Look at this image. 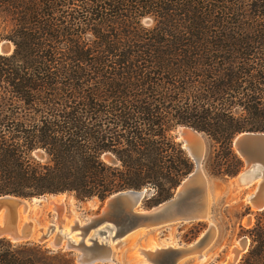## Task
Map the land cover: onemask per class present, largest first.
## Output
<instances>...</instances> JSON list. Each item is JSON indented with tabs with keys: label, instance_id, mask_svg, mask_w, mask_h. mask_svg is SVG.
<instances>
[{
	"label": "trees",
	"instance_id": "obj_1",
	"mask_svg": "<svg viewBox=\"0 0 264 264\" xmlns=\"http://www.w3.org/2000/svg\"><path fill=\"white\" fill-rule=\"evenodd\" d=\"M2 42L0 196L145 188L149 208L194 169L178 127L206 137L202 168L220 179L242 168L234 138L264 133V0H0ZM252 231L246 264H264ZM0 264L75 262L1 238Z\"/></svg>",
	"mask_w": 264,
	"mask_h": 264
},
{
	"label": "water",
	"instance_id": "obj_2",
	"mask_svg": "<svg viewBox=\"0 0 264 264\" xmlns=\"http://www.w3.org/2000/svg\"><path fill=\"white\" fill-rule=\"evenodd\" d=\"M11 52L12 47L9 43L0 44L1 54L6 55ZM182 128L185 129L184 138L189 145V150L186 149V152L194 163V169L168 200L147 210H141L139 208L147 194L145 188L114 193L102 201L103 205L89 217L86 223L81 224L74 217L71 231L78 233V241L72 242L62 238L64 208L52 207L55 222L41 228L26 216L32 207L37 210L43 207L42 203L37 204L36 207L31 205L34 199L42 198L26 199L13 195H1L0 239L5 238L15 243L37 244L51 251L68 253L74 256L75 264H112V245L115 243L116 246L119 245L123 238L138 230L206 220L208 180L202 169L205 142L202 134L188 127L182 126ZM232 147L246 163L253 162L250 171H246L249 174L246 176L247 179L254 177V173L256 176L261 172L264 174V133H240L234 138ZM105 160L109 163L114 162L110 157H105ZM259 183L255 205L257 211H263L264 181ZM251 200L253 201V197ZM91 205L94 207L95 203ZM212 231L211 227L208 228L197 240L186 247L168 246L159 248L151 254L139 250V254L144 261L151 264H178L191 255H196L199 260L202 247ZM99 237L103 238L98 240ZM108 241L111 242L108 243ZM231 253L233 254L231 259L234 262L237 256L236 249H231ZM228 261L226 260L225 263L229 264Z\"/></svg>",
	"mask_w": 264,
	"mask_h": 264
},
{
	"label": "rangeland",
	"instance_id": "obj_3",
	"mask_svg": "<svg viewBox=\"0 0 264 264\" xmlns=\"http://www.w3.org/2000/svg\"><path fill=\"white\" fill-rule=\"evenodd\" d=\"M173 136L176 142L182 145L183 139L179 127L173 132ZM202 137L205 142L206 154L208 141L203 135ZM233 151L235 152L234 149ZM235 154L242 162V168L235 177L220 179L211 178L205 174L208 180L206 220L174 223L145 231H136L137 233L134 232L123 238L119 245L116 246V243L112 245V264H151L144 261V258L139 254V250L150 252L156 248H166L168 246L174 248L178 246L186 247L197 240L210 227L214 231L202 247L203 259L198 260L196 255H191L182 259L178 264H224L226 260L232 258L233 254H230V251L236 246L240 254L235 264H246L250 260L249 253L257 245L255 232L252 230L258 223L264 226V210H253L252 201L249 199L256 192V186L261 177L259 175L256 177L255 173L252 179H247L246 176L249 174L246 171L251 168L253 162L246 163L238 153L235 152ZM146 190L145 199L155 193L152 189ZM52 199V196L42 198L40 201L43 207L38 210L32 207L26 218L32 220L41 228H45L49 223H54V212L48 206V201ZM144 200L139 209L147 210L151 208L145 207ZM91 203H95L94 207ZM63 204L64 226L71 225L74 217H77L81 224L86 223L89 217L103 205L97 199L80 200L73 194H65ZM31 205L33 206V202ZM244 222H247V224ZM101 238L103 237H99L98 240ZM242 239H246L247 242L245 248L241 251L238 242ZM152 246L155 247L152 249ZM70 256L74 260V256ZM252 263L256 264V258L253 259Z\"/></svg>",
	"mask_w": 264,
	"mask_h": 264
},
{
	"label": "bare ground",
	"instance_id": "obj_4",
	"mask_svg": "<svg viewBox=\"0 0 264 264\" xmlns=\"http://www.w3.org/2000/svg\"><path fill=\"white\" fill-rule=\"evenodd\" d=\"M184 132H185V129H183V128H180V133H181V137H182V139H183V141H182V148L183 149H188L189 150V145H188V143L185 141V138H184ZM246 175V174H245ZM253 175H255V173L253 174ZM259 175V177H261V180L259 181V182H261V181H264V174H263V172H261V174H258ZM257 177V176H256ZM253 177H251V179H252ZM244 180V179H243ZM250 180V179H249ZM258 182V185L260 184ZM249 183V182H248ZM258 185L256 186V190H257V187H258ZM53 197V199L52 200H50V201H48L49 203H48V206H50L51 208L52 207H62V208H64V204H63V198L65 197V194H62V195H56V196H52ZM253 197V201H252V208H253V210H256V205H255V201H256V192L254 193V195H252L249 199H251ZM41 200V199H40ZM40 200H37V199H34L33 200V205H34V207H36V205L37 204H39V203H42ZM40 201V202H39ZM35 203V204H34ZM92 204V203H91ZM75 218H73V220H74ZM76 219H77V217H76ZM72 224H73V221L71 222ZM70 223V224H71ZM79 223H81L80 221H79ZM245 224H247V222H244ZM72 224L71 225H66V226H62L61 227V233H62V238H63V240H69V241H74V242H77L78 240H77V238H78V233L77 232H73V231H71V226H72ZM212 228V227H211ZM213 231H214V229H212ZM140 231H142V230H138L137 232H140ZM143 231H145V230H143ZM136 232V233H137ZM91 236H92V232H91V234H90ZM213 235V234H212ZM102 239V238H101ZM100 239V240H101ZM111 241H108V243H110ZM246 239L245 240H240L239 242H238V245L241 247V251L245 248V245H246ZM155 247V246H154ZM153 246H152V249L154 248ZM157 247H158V245H157ZM169 247H171V246H169ZM237 247V246H236ZM236 247H233L232 249H236ZM151 248V247H150ZM238 248V247H237ZM157 249H159V248H156V249H154L153 251H147V250H143V252H145L146 254H151V253H153L155 250H157ZM150 250V249H149ZM236 251H237V256L235 257V261L233 262V260L232 259H229V261H228V263L229 264H235L236 263V261H237V259H238V256H239V254H240V251L239 250H237L236 249ZM200 258H199V260L200 259H203V255H200L199 256ZM226 264V263H225Z\"/></svg>",
	"mask_w": 264,
	"mask_h": 264
}]
</instances>
